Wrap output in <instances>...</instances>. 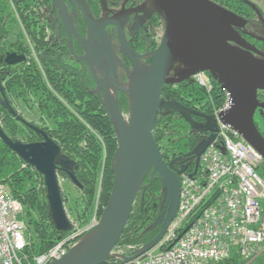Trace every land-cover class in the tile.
<instances>
[{"label":"water","instance_id":"obj_1","mask_svg":"<svg viewBox=\"0 0 264 264\" xmlns=\"http://www.w3.org/2000/svg\"><path fill=\"white\" fill-rule=\"evenodd\" d=\"M57 1V0H56ZM249 6L264 23L259 9L248 0ZM147 14H158L165 24L159 48L152 53V62L145 66L121 35L122 49L129 57L132 69L123 65L114 54L106 32L109 22L96 20L82 6L89 28L87 41H82L87 62L97 88L96 93L109 116L116 133L118 147L111 163L114 185L100 222L68 254L51 264H110L117 260L128 264L153 250L174 220L180 202L182 168L174 172L175 160L167 164L154 137L155 125L161 111L179 114L192 129L206 130L210 136L201 142L193 154L201 157L217 136L216 121L205 117L204 126H198L193 115L198 112L176 100H164L167 85H177L202 72H210L232 99L231 108L221 114L222 122L231 126L264 158V137L254 122L258 108L264 103L258 93L264 92V53L251 46L238 29H244L248 20L212 0H147ZM26 56L8 53L0 56V65L16 66ZM119 64L127 73L128 83L122 84ZM176 66L183 70L172 75ZM0 105L43 140L24 143L11 139L0 121V139L24 163L44 178L46 199L53 226L58 232L70 233L73 225L64 207L59 173L62 172L80 189L84 186L76 176L79 166L62 152L48 132L23 119L6 97L0 72ZM118 93L125 94L130 103L129 113L120 107ZM158 174L163 185L161 213L152 227L160 226L155 239L139 247L130 255L115 252L129 223L139 194L145 197L144 182L149 173Z\"/></svg>","mask_w":264,"mask_h":264},{"label":"trees","instance_id":"obj_2","mask_svg":"<svg viewBox=\"0 0 264 264\" xmlns=\"http://www.w3.org/2000/svg\"><path fill=\"white\" fill-rule=\"evenodd\" d=\"M16 1L13 2L16 3ZM212 1L239 15H243V7L246 6L240 0ZM22 2V7L15 8V13L19 22L32 35L31 23H28L30 0H22ZM9 8L7 0H0V36L6 33L3 23ZM15 13L11 11L9 14V32L19 23ZM18 36L21 38H17L11 44L18 45L19 49L24 50L22 33L19 32ZM11 70L12 73L7 79L9 102L23 119L27 120L24 113L34 115L36 122L31 123L46 130L61 147L62 152L77 162L79 169L76 171V176L84 185V191L88 196L87 205L89 208L93 207L94 198L99 195V214L102 216L114 185L111 163L118 147L115 130L103 104L95 94H91L84 87L80 82V76L75 81L71 76L52 75L45 68L44 76L37 63L31 60ZM220 93L219 86L212 94L207 95L192 82H184L179 86H165L162 99L176 100L183 105H186V102H194L198 105L208 98L209 111L213 113L214 108L223 105L224 98L219 97ZM200 98H203V101ZM31 101L34 102L33 106ZM119 103L121 109L129 113L128 97L125 96L123 101L120 99ZM0 121L7 135L13 140L24 143L41 140L38 134L19 122L1 105ZM190 130V125L175 112L161 111L159 113L154 137L165 161L190 151L199 143V139L189 134ZM35 175L41 180L40 189L37 185L38 179L34 178ZM0 182L5 183L11 194L23 205L24 213L21 219L26 223L28 230L27 238L31 244L27 250L29 255L33 257L48 252L68 235L58 232L53 226L43 177L24 163L1 139ZM148 186L145 190L144 202L142 192L139 194L118 246L121 244L144 246L158 235L160 226L152 227V224L161 213L163 185L161 179L156 178L154 183ZM230 262L242 264L236 258Z\"/></svg>","mask_w":264,"mask_h":264},{"label":"built area","instance_id":"obj_3","mask_svg":"<svg viewBox=\"0 0 264 264\" xmlns=\"http://www.w3.org/2000/svg\"><path fill=\"white\" fill-rule=\"evenodd\" d=\"M194 80L212 94L213 83L204 73ZM221 94L223 105L213 112L216 139L200 157V168L180 176L174 220L153 250L128 264H231L234 258L250 264L264 252V158L222 122L221 114L231 108L233 99L222 89ZM23 213L22 203L0 182V264L60 260L101 218L78 233L72 230L54 248L32 257L27 253L31 244ZM116 261L110 264H120Z\"/></svg>","mask_w":264,"mask_h":264},{"label":"flooded vegetation","instance_id":"obj_4","mask_svg":"<svg viewBox=\"0 0 264 264\" xmlns=\"http://www.w3.org/2000/svg\"><path fill=\"white\" fill-rule=\"evenodd\" d=\"M13 1L14 0H11L10 2L7 0V6L14 11H16L15 8L22 7V0H17L16 3ZM146 2L147 0H30L31 10L28 23H31L32 37L30 38L31 41L29 46L36 52V57L38 56L37 65L40 69L42 68L44 70L45 68L55 76H71L75 81L78 79V76H80V82L84 87L91 94H95L101 101L100 97L93 92L97 88V84L92 77L87 62L84 60L86 50L82 41H87L89 28L82 6H85L94 19L109 22L106 26V32L112 44L114 54L123 65L132 69L130 59L122 49L121 35L134 53L138 56H145L144 58L138 57V60L146 64L147 62H152L151 55L159 48L165 31L164 21L158 14L146 13ZM10 8L8 13L6 12L3 23L7 33H9V14L13 11ZM239 16L248 20L246 28L238 29L242 38L251 46L256 47L264 53V26L262 28L256 25L253 20L246 18L244 15ZM22 26L24 27V25ZM28 48V46H25L23 50L22 48L19 49L18 45H14L13 43L7 44L2 46V48L0 47V56H5L8 53L24 55L26 56V61L24 63H26L30 60ZM24 63L16 66L23 65ZM16 66H8L4 63L0 65L1 79L7 98V79L12 73L11 69ZM182 70L183 67L176 66L172 75L178 74ZM202 73L212 81L213 92L218 86L221 87L210 72L206 71ZM119 76L122 84L125 85L128 83L127 73L121 64H119ZM186 82H192L197 85L194 76ZM183 83L184 82L177 85L179 86ZM199 87L207 95H210L204 88L201 86ZM125 96V94L118 93V98L119 100L121 99V101H123ZM0 97H2L1 93ZM219 97L222 98L223 95L220 93ZM200 100L203 101V98H200ZM258 100L260 103H264V92L258 93ZM184 106L198 112L199 115H193V119L198 126L206 125L207 120L205 117L210 116L215 119L213 113L209 111L208 98L202 104L196 105L194 102H186ZM124 113L128 114V112ZM254 122L257 129L264 137V109L258 108L256 110ZM190 129L189 134L199 139V143L190 151L166 161L167 164H170L175 160L174 168L172 169L174 172H179L182 168L187 171H195L200 168V157L193 154V152L201 142L205 141L210 136V133L206 130L192 129L191 125ZM42 140L43 138L41 137V140L38 142ZM156 178H159L158 174L153 176L150 172L144 182V186L152 185ZM143 200L144 199H142V201ZM142 205L144 204L142 203Z\"/></svg>","mask_w":264,"mask_h":264},{"label":"rangeland","instance_id":"obj_5","mask_svg":"<svg viewBox=\"0 0 264 264\" xmlns=\"http://www.w3.org/2000/svg\"><path fill=\"white\" fill-rule=\"evenodd\" d=\"M248 1L253 3L259 9L262 16L264 17V0H248ZM219 5H221V4H219ZM222 7H224V6H222ZM10 9H12V8H10ZM243 9H244L243 15L246 18L253 20V22L256 25H259L263 28L264 23L259 18V16L254 12V10H252L247 5L244 6ZM14 13H15V11H14ZM15 16L18 19V16L16 15V13H15ZM18 22H19V19H18ZM22 25L23 24L21 22H19L14 30H11L9 33L6 32L5 34H3V36H0V47L2 48V46H4V45L11 44V42L17 40V38L20 39L21 37L18 36V34L20 32L23 35V41H24V44H26L25 46L29 47L28 48V56H29L30 60L37 63L38 56L36 57V52L35 51L33 52L31 50V46H29L30 41H31L30 38L32 37V35H30L29 31L25 27H23ZM252 25H253V23H252ZM260 33H261V31H260ZM149 63L150 62H147L144 65L149 66L150 65ZM40 70L45 76L44 70L42 68ZM50 89L52 90V92L54 94H56L54 92L53 88L50 87ZM31 102H33V101H31ZM31 104L33 106L34 102ZM20 110L23 112L22 108ZM24 115H25V118H27V120H29V122H34V121L36 122V118L34 115H30V114H26V113H24ZM37 122H38V120H37ZM35 172H36V170H35ZM58 176H59V183H60L61 190H62V196H63L66 214H67L70 222L73 225V230H76L75 232L78 233L79 228H80V230L86 229L87 227H89L90 225L93 224L94 219H99L101 217L99 214L100 197H99V195L98 196L96 195V197L94 198L93 207L89 208L87 205L88 196L85 193L84 188L83 189L78 188L68 178V176L62 172H60ZM34 178L38 179L39 183L37 185L40 189L42 187L41 180L36 175L34 176ZM43 180H44V178H43ZM85 236H86V234H84L78 240V242L75 243V245L78 244ZM138 248H139L138 246H134V245L121 244V245L117 246L115 252L118 254L120 253L123 255H130ZM250 264H264V252Z\"/></svg>","mask_w":264,"mask_h":264}]
</instances>
